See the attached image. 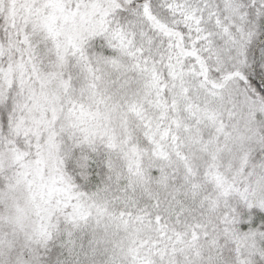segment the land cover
Masks as SVG:
<instances>
[{
	"label": "snow or ice",
	"instance_id": "1",
	"mask_svg": "<svg viewBox=\"0 0 264 264\" xmlns=\"http://www.w3.org/2000/svg\"><path fill=\"white\" fill-rule=\"evenodd\" d=\"M0 264H264V0H0Z\"/></svg>",
	"mask_w": 264,
	"mask_h": 264
}]
</instances>
